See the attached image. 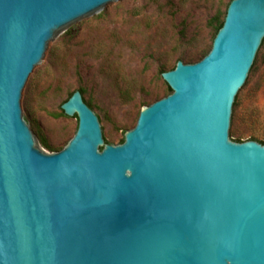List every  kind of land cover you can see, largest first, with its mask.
Returning <instances> with one entry per match:
<instances>
[{"label":"water","instance_id":"1","mask_svg":"<svg viewBox=\"0 0 264 264\" xmlns=\"http://www.w3.org/2000/svg\"><path fill=\"white\" fill-rule=\"evenodd\" d=\"M127 1L0 0V264H264V144L233 140L264 0L230 3L209 54L162 74L172 93L122 144L76 91L62 105L74 137L37 146L23 114L34 76Z\"/></svg>","mask_w":264,"mask_h":264},{"label":"rangeland","instance_id":"2","mask_svg":"<svg viewBox=\"0 0 264 264\" xmlns=\"http://www.w3.org/2000/svg\"><path fill=\"white\" fill-rule=\"evenodd\" d=\"M230 2L128 0L73 32L58 44L48 68L34 76L26 94L23 114L36 124L37 146L54 153L41 145L43 139L59 152L74 137L78 118L64 115L62 105L81 90L106 129L108 143L122 144L142 109L168 96L161 73L186 58L203 59L211 50V21L224 18ZM235 132L244 136L242 141L264 140V55L239 101Z\"/></svg>","mask_w":264,"mask_h":264},{"label":"trees","instance_id":"3","mask_svg":"<svg viewBox=\"0 0 264 264\" xmlns=\"http://www.w3.org/2000/svg\"><path fill=\"white\" fill-rule=\"evenodd\" d=\"M233 0H231V2H232ZM230 2V3H231ZM230 3L228 4V6H227V9H228V7H229V5H230ZM226 14H227V11H226ZM226 14L224 15V18H223V15H217L215 18H213L212 19V21H211V27L213 28V31H214V34H215V36H214V39H215V37L217 36V34H218V32H219V30L223 27V25H224V22H225V17H226ZM263 48H264V41H263V43H262V46H261V48H260V50H259V52H258V55H257V57H256V60H255V63H254V65H253V68H252V70H251V72H250V74L254 71V70H256V67L258 66V64L261 62V60L263 59V55H264V53H263ZM210 52V51H209ZM209 52L207 53V55L209 54ZM202 59L201 58H199V57H192V58H186L185 59V61L184 62H186V64H195V63H198V62H200ZM176 68V66L172 69V70H174ZM164 72H162L161 73V75L163 74ZM166 85H167V83H166ZM167 88H168V95H170L171 93H172V90L170 89V87L167 85ZM81 93H82V95H83V98H84V101H85V103L91 108V109H93L94 110V107H93V105H92V103L91 102H89V101H87L86 99H85V97H84V90H81ZM239 107V104L237 103V99H236V102H235V104H234V109H236V108H238ZM62 112H63V110H62ZM63 114H64V112H63ZM65 115V114H64ZM140 115V114H139ZM233 136H234V138L235 139H233L234 141H236V142H239V143H242V142H246V141H242V139H244V136L242 135V134H240V133H238V132H235V133H233ZM124 142V140L122 141V143ZM260 143H262V144H264V140L263 141H260ZM41 145L45 148V149H48V150H50V151H52V152H56V151H58V150H54V148H52V146L50 145V144H48L45 140H43L42 139V141H41Z\"/></svg>","mask_w":264,"mask_h":264}]
</instances>
